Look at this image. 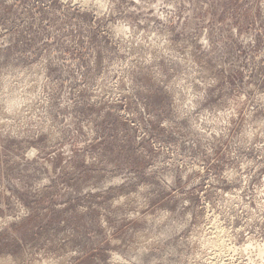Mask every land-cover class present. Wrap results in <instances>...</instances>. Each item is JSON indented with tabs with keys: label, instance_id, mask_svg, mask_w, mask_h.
<instances>
[{
	"label": "rangeland",
	"instance_id": "obj_1",
	"mask_svg": "<svg viewBox=\"0 0 264 264\" xmlns=\"http://www.w3.org/2000/svg\"><path fill=\"white\" fill-rule=\"evenodd\" d=\"M0 264H264V0H0Z\"/></svg>",
	"mask_w": 264,
	"mask_h": 264
}]
</instances>
